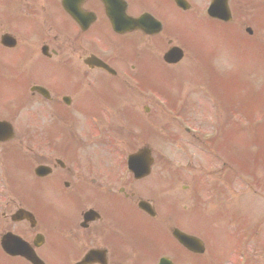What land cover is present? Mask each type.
<instances>
[{
	"label": "flooded vegetation",
	"instance_id": "obj_1",
	"mask_svg": "<svg viewBox=\"0 0 264 264\" xmlns=\"http://www.w3.org/2000/svg\"><path fill=\"white\" fill-rule=\"evenodd\" d=\"M206 1L0 0V85L19 79L23 102L12 106H80L83 84L97 90L101 80H141L144 57L158 61L161 46L172 47L173 32ZM57 119L34 129L31 118L27 136L0 139V264H193L200 254L173 236L176 228L189 231L177 215L162 213L156 191L145 189L148 178H136L123 163L100 167V158L118 153L95 150L94 119L75 117L84 133L65 128L70 137L63 141L51 130ZM18 149L28 193L17 189L10 171L9 152L19 157ZM36 190L45 199L35 204L26 194Z\"/></svg>",
	"mask_w": 264,
	"mask_h": 264
},
{
	"label": "rangeland",
	"instance_id": "obj_2",
	"mask_svg": "<svg viewBox=\"0 0 264 264\" xmlns=\"http://www.w3.org/2000/svg\"><path fill=\"white\" fill-rule=\"evenodd\" d=\"M236 9L242 23L239 34H232L231 30L227 32L230 26L214 24L206 17V27L195 23L191 27L186 26L187 36L196 47L200 46L198 54L206 52L209 55L206 66L202 60L194 61L193 65L191 62L192 67L184 62L186 68H192V74L190 69L188 73L184 71L183 78L175 74L168 77L158 66V61L152 57L145 59L144 70L148 74L154 69L156 76L149 79V83L153 85L154 92L162 97L161 101H156V97L148 92L140 91L132 80L122 87L134 99L130 101L131 110H137L138 113H135L138 115L141 112L146 129L153 127L157 134L153 130L146 132L143 122V127H140L141 122L134 111L129 110L126 116L122 111L112 115L103 102L100 106L101 99L110 102L118 97L117 93L101 87V84L94 93L88 94V91L82 95L86 104L80 107L101 116L102 121L99 117L96 120L99 140L95 150H114L125 157L128 151L133 152L144 144L153 148L156 158L154 176L162 183L155 194L163 199V203L166 202L164 200L171 201L164 194L167 183L168 186L171 184V177L169 170L164 172L158 156L163 154L167 158L171 163L168 167L177 175L175 188L168 187L167 193L176 203L179 220L184 226L189 227V224L181 214L194 216L200 214L198 209H203L200 215H222L221 220L216 217L220 223L209 225L211 229L207 234L205 225L201 228L197 223L196 228L193 227L195 233L208 244L205 257L209 263L217 257L221 262L224 259L226 264H240L238 251L242 249L246 252L247 264H264V0H237ZM246 27L253 29L252 36L245 32ZM200 39L208 44L204 45ZM202 45L205 48L208 45V50L201 48ZM146 61L150 65L148 68ZM18 81L1 80L0 115L5 118L9 115L11 119L16 115L14 110L20 108L23 121L20 124L23 128L21 133L27 136L29 119L41 121L35 124L38 126L43 125L44 119L53 121L59 116H54V108L48 106L31 109L30 106H12L16 101L22 102L18 98ZM107 82L116 84L113 80ZM198 82L200 85L196 86ZM184 84L185 89L179 87ZM86 87L83 84L79 90L83 91ZM177 87L181 92L177 91ZM118 103H111L110 107L128 110L130 104L124 101V97H120ZM144 105L150 107L148 113H144ZM170 106L183 109L185 113L176 114ZM29 113L33 115L31 118ZM123 117L127 118V122ZM71 122L72 119H67L59 123L67 128ZM60 125L53 127L52 131H56L63 140L68 139L70 133ZM185 127L210 141L199 140L197 143V138L185 132ZM20 142L14 144H22ZM9 158L17 189L28 193L31 184L27 169L20 170V160L15 151L9 152ZM99 160L109 161L106 158ZM190 162L191 168H186ZM257 179L262 180L260 184H257ZM26 197L35 204L45 199L44 191L39 190L26 194ZM162 211L166 212L165 209Z\"/></svg>",
	"mask_w": 264,
	"mask_h": 264
},
{
	"label": "water",
	"instance_id": "obj_3",
	"mask_svg": "<svg viewBox=\"0 0 264 264\" xmlns=\"http://www.w3.org/2000/svg\"><path fill=\"white\" fill-rule=\"evenodd\" d=\"M179 238L181 241L184 242V244L190 248H193L198 245L197 244V241L195 239H193L192 237H189V236H185L183 234H179ZM197 249V248H196Z\"/></svg>",
	"mask_w": 264,
	"mask_h": 264
}]
</instances>
